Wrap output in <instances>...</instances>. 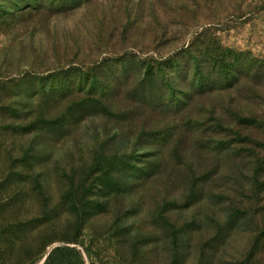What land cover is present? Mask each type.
<instances>
[{"label":"rangeland","instance_id":"1","mask_svg":"<svg viewBox=\"0 0 264 264\" xmlns=\"http://www.w3.org/2000/svg\"><path fill=\"white\" fill-rule=\"evenodd\" d=\"M263 66L264 0H0V264H264Z\"/></svg>","mask_w":264,"mask_h":264},{"label":"trees","instance_id":"2","mask_svg":"<svg viewBox=\"0 0 264 264\" xmlns=\"http://www.w3.org/2000/svg\"><path fill=\"white\" fill-rule=\"evenodd\" d=\"M174 66H175V68H177V67H179V66H181L182 65V63L179 61V60H177L176 62H174ZM263 70H264V66H263ZM238 125H241V126H246L247 125V122H245L244 120H243V122H241L240 124H238ZM257 126H258V124H257ZM259 126H262V125H259ZM263 127V126H262ZM63 252H69V250H67L66 248H62V247H56V248H54L50 253H49V255H48V257H47V260H46V263L45 264H47V263H49V261H51V259L55 256V255H57L58 253H63Z\"/></svg>","mask_w":264,"mask_h":264}]
</instances>
